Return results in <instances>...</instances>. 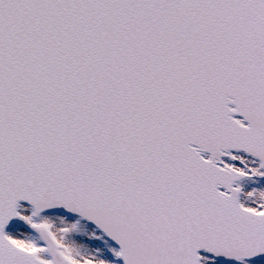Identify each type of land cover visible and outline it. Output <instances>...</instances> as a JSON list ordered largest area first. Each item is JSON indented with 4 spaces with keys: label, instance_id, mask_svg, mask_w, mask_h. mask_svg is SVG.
<instances>
[{
    "label": "snow or ice",
    "instance_id": "snow-or-ice-1",
    "mask_svg": "<svg viewBox=\"0 0 264 264\" xmlns=\"http://www.w3.org/2000/svg\"><path fill=\"white\" fill-rule=\"evenodd\" d=\"M0 264H264V0H0Z\"/></svg>",
    "mask_w": 264,
    "mask_h": 264
}]
</instances>
